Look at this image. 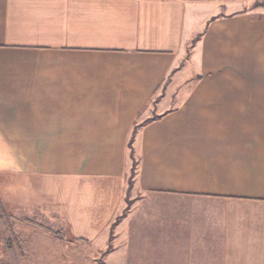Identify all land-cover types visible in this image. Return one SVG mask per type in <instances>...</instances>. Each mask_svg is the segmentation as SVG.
I'll return each instance as SVG.
<instances>
[{"label": "crops", "instance_id": "obj_1", "mask_svg": "<svg viewBox=\"0 0 264 264\" xmlns=\"http://www.w3.org/2000/svg\"><path fill=\"white\" fill-rule=\"evenodd\" d=\"M0 193L87 242L130 195L134 264H264V0H0Z\"/></svg>", "mask_w": 264, "mask_h": 264}, {"label": "rangeland", "instance_id": "obj_2", "mask_svg": "<svg viewBox=\"0 0 264 264\" xmlns=\"http://www.w3.org/2000/svg\"><path fill=\"white\" fill-rule=\"evenodd\" d=\"M134 165L137 171L136 158ZM135 176L131 170L128 191ZM129 197L123 214L112 224L110 240L87 242L72 236L67 215L58 206L13 210L3 204L0 193V264H134L127 259L134 254L119 253L115 239L117 225L132 205Z\"/></svg>", "mask_w": 264, "mask_h": 264}, {"label": "trees", "instance_id": "obj_3", "mask_svg": "<svg viewBox=\"0 0 264 264\" xmlns=\"http://www.w3.org/2000/svg\"><path fill=\"white\" fill-rule=\"evenodd\" d=\"M155 119L156 118H154L153 120H155ZM148 122H150V121H146L145 123L141 124L140 126H136L135 130H134V133H133V137L137 133L138 129L141 128L142 126H144L145 124H147ZM132 141H133V138L129 142V148L131 150V157L133 159V162L135 163V156H134V153H133ZM135 172H136V166L134 165L133 168H132V175L133 176H134Z\"/></svg>", "mask_w": 264, "mask_h": 264}]
</instances>
